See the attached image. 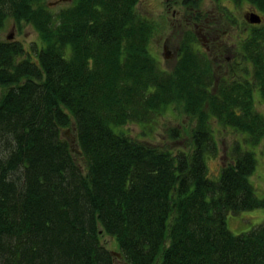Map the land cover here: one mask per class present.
<instances>
[{"label":"trees","instance_id":"trees-1","mask_svg":"<svg viewBox=\"0 0 264 264\" xmlns=\"http://www.w3.org/2000/svg\"><path fill=\"white\" fill-rule=\"evenodd\" d=\"M247 1L264 15V0ZM137 2L0 0V264H264V220L226 225L264 207L250 178L264 136V21L244 41L251 64L224 74L189 30L166 70ZM8 18L39 39L3 38ZM176 104L192 121L187 145L122 128ZM216 124L239 137L213 177Z\"/></svg>","mask_w":264,"mask_h":264},{"label":"rangeland","instance_id":"rangeland-1","mask_svg":"<svg viewBox=\"0 0 264 264\" xmlns=\"http://www.w3.org/2000/svg\"><path fill=\"white\" fill-rule=\"evenodd\" d=\"M64 1L66 0H58L55 2L56 4L54 3V5L56 7L60 6L64 3ZM202 5L207 10H211L214 6H216L214 0H202ZM247 6L248 2L242 3V9H245ZM174 7L176 9L179 8V3L174 4ZM136 8L141 14L147 16L155 22V29L149 43V49L162 68L171 70L176 65L178 60L175 61V57L171 56L165 57L163 55L161 43L162 37L172 33V30L174 29V27H171V24H169V21L167 20V18L171 16V11H167L164 14V17H162L160 13H162L163 10L159 0H138ZM252 10L260 13V11L254 7H252ZM159 19H162L163 21L161 24L159 23ZM169 19H171V17ZM178 28L176 30H178ZM10 33H12L11 38L21 40L26 47H29L30 42L33 40L39 39L37 32L29 23L21 22L20 26H16V24L13 23V20L8 18L1 32V36L5 38ZM171 36L173 40L171 43H176L178 32L175 31ZM170 47L172 48L173 46L171 45ZM256 107L261 112H264V100H258L256 102ZM155 117V120L152 121L151 124L130 121L124 124L122 128L139 138L149 140L159 145L174 147L187 145V134L192 125V121L184 116L182 105L176 104L174 106H168L162 111V113L157 114ZM171 127L179 128L182 132V136L176 139L172 138L169 130ZM215 128L217 129V152L208 158L206 157L210 173H216L213 177H217V172L221 164L227 160L226 155L229 153L228 151L231 144L239 137L237 132L228 129L229 127L225 130L223 126L216 124ZM254 150L256 151L257 163L250 178L255 186L256 193L259 196H264V136L260 140L259 144L255 146ZM262 220H264V207H256L253 209L243 210L236 214H228L226 216V225L233 232L238 233L248 230ZM102 241L108 248L117 250V243L112 236L103 234ZM115 262L116 264H124L123 260L118 255H116Z\"/></svg>","mask_w":264,"mask_h":264},{"label":"flooded vegetation","instance_id":"flooded-vegetation-1","mask_svg":"<svg viewBox=\"0 0 264 264\" xmlns=\"http://www.w3.org/2000/svg\"><path fill=\"white\" fill-rule=\"evenodd\" d=\"M215 5L211 10H207L202 5V0H159L163 12L162 17L168 11L171 16L167 18L172 33L162 37V49L165 57H175L178 60L181 54L182 40L186 32L193 33V46L217 64L218 68L227 74L228 65L248 59L249 48L244 46L246 38H250L252 25H257L264 21L261 15L259 22L250 20L252 2L247 0H214ZM227 2V3H226ZM248 2V6L242 9V3ZM179 3L180 7L175 8L174 4ZM256 12V11H255ZM171 17V19H169ZM161 20V21H160ZM162 19H159L161 24ZM179 27V28H178ZM178 28V30H176ZM177 31V42L172 44V34ZM173 46L172 48L170 46ZM219 70V69H218ZM252 71V69H250Z\"/></svg>","mask_w":264,"mask_h":264},{"label":"water","instance_id":"water-1","mask_svg":"<svg viewBox=\"0 0 264 264\" xmlns=\"http://www.w3.org/2000/svg\"><path fill=\"white\" fill-rule=\"evenodd\" d=\"M57 1H58V0H53V1H49V3H55V2H57ZM250 20H251L252 22H259V21L261 20V16H260V14H258L257 12L252 11V12H251V16H250ZM11 36H12V33L8 34V35H7V38H11Z\"/></svg>","mask_w":264,"mask_h":264}]
</instances>
